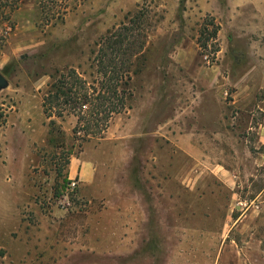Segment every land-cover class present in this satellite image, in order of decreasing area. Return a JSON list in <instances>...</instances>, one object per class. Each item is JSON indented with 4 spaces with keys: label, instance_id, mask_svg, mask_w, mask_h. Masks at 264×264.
Returning a JSON list of instances; mask_svg holds the SVG:
<instances>
[{
    "label": "rangeland",
    "instance_id": "obj_1",
    "mask_svg": "<svg viewBox=\"0 0 264 264\" xmlns=\"http://www.w3.org/2000/svg\"><path fill=\"white\" fill-rule=\"evenodd\" d=\"M134 17L147 36L126 109L98 137L53 117L50 145L52 78L98 86L100 42ZM182 43L218 75L212 114L182 98L199 89L172 60ZM0 73V264H264V146L228 106L241 85L264 100V0H0Z\"/></svg>",
    "mask_w": 264,
    "mask_h": 264
},
{
    "label": "trees",
    "instance_id": "obj_2",
    "mask_svg": "<svg viewBox=\"0 0 264 264\" xmlns=\"http://www.w3.org/2000/svg\"><path fill=\"white\" fill-rule=\"evenodd\" d=\"M136 17L100 42L95 58L97 73L101 78L98 86L87 82L74 69L56 72L42 103L44 114L51 119L50 145H57L64 137L62 128L53 117L64 119L73 115L77 118L74 128L76 135L98 137L107 131L114 115L126 109L131 94L129 85L132 76L137 74L136 62L144 54L147 36L141 27L143 17H138L139 20ZM211 25L214 30L205 42L202 41L205 34H200L198 44L201 48H207L211 38L217 40L219 26L215 23ZM66 157L69 162L71 153L68 152Z\"/></svg>",
    "mask_w": 264,
    "mask_h": 264
},
{
    "label": "crops",
    "instance_id": "obj_3",
    "mask_svg": "<svg viewBox=\"0 0 264 264\" xmlns=\"http://www.w3.org/2000/svg\"><path fill=\"white\" fill-rule=\"evenodd\" d=\"M200 19L201 17L198 18V20ZM197 51L198 50H196L194 47H192L191 50L185 48L184 44L182 43L178 55L174 56L172 60L176 65L182 66L183 68H186L192 72V74H189L191 78L190 81L191 83L196 84V86L199 88L197 91H195L196 94L195 96L190 95L192 94V92L190 93L189 91L188 92L186 91L184 92V96H182V98H188V100L194 98L196 100L195 103L199 107L203 106L204 108H206L204 110H206V113H208L209 115V113L212 114L213 113L212 110H214V107L210 106L209 103H212L214 105L215 104L221 105L223 104L222 101L225 99L220 92L215 90V84L216 81L218 80V75L216 73H207L210 70H213L215 72L214 67H207L205 64L201 65L198 61ZM161 93L162 92L155 93L154 97L160 99L159 100L155 99V101H152L150 106L151 108L159 105L163 96V93L162 94ZM260 95H261L260 90L253 89L251 86L244 87L241 85L240 88L236 89L233 93H231L228 106L234 108L237 116L246 117L248 123L246 127L247 132L256 130L258 135V144L264 146V122H259L257 123L256 126L253 125L255 114L257 113V109L264 113V100L263 99L259 100L261 98ZM207 98H209L210 100L207 101L206 100ZM179 103H182V101H180ZM183 103L190 104V102L189 103L186 102V99L183 100ZM218 114H219L218 116H220L221 118L222 113L219 112ZM234 119H236L237 122L234 120L233 123L237 124L238 126H241L238 117L237 118L234 117ZM186 124H187L186 128H191V126L189 125L190 122ZM166 127L168 129H174V128H180V125L176 124L174 122V119L172 118L167 120ZM236 127H234V129H236ZM238 143L241 145L243 144L247 147V144L249 143L248 138L245 137L243 142H240L238 140ZM183 144L189 146L188 137L185 136L183 137Z\"/></svg>",
    "mask_w": 264,
    "mask_h": 264
},
{
    "label": "water",
    "instance_id": "obj_4",
    "mask_svg": "<svg viewBox=\"0 0 264 264\" xmlns=\"http://www.w3.org/2000/svg\"><path fill=\"white\" fill-rule=\"evenodd\" d=\"M8 86V80L0 73V92Z\"/></svg>",
    "mask_w": 264,
    "mask_h": 264
},
{
    "label": "built area",
    "instance_id": "obj_5",
    "mask_svg": "<svg viewBox=\"0 0 264 264\" xmlns=\"http://www.w3.org/2000/svg\"><path fill=\"white\" fill-rule=\"evenodd\" d=\"M223 94H224L225 97H229L228 91H225Z\"/></svg>",
    "mask_w": 264,
    "mask_h": 264
}]
</instances>
